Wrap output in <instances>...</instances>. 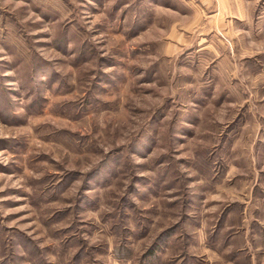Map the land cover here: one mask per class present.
<instances>
[{
  "label": "rangeland",
  "instance_id": "rangeland-1",
  "mask_svg": "<svg viewBox=\"0 0 264 264\" xmlns=\"http://www.w3.org/2000/svg\"><path fill=\"white\" fill-rule=\"evenodd\" d=\"M0 264H264V0H0Z\"/></svg>",
  "mask_w": 264,
  "mask_h": 264
}]
</instances>
